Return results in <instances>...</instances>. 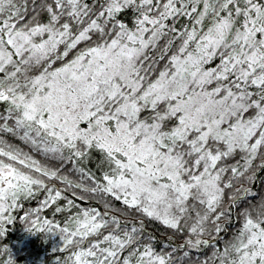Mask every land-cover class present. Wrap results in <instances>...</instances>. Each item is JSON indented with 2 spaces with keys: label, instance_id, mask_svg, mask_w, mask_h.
<instances>
[{
  "label": "snow or ice",
  "instance_id": "obj_1",
  "mask_svg": "<svg viewBox=\"0 0 264 264\" xmlns=\"http://www.w3.org/2000/svg\"><path fill=\"white\" fill-rule=\"evenodd\" d=\"M0 134V264H18L6 226L42 190L19 220L60 234L54 264H264V194L249 202L264 166V0H0ZM147 218L183 242L158 250Z\"/></svg>",
  "mask_w": 264,
  "mask_h": 264
},
{
  "label": "trees",
  "instance_id": "obj_2",
  "mask_svg": "<svg viewBox=\"0 0 264 264\" xmlns=\"http://www.w3.org/2000/svg\"><path fill=\"white\" fill-rule=\"evenodd\" d=\"M74 54L75 50H70L67 58H71V56ZM154 54L155 53L151 49L145 53V55L149 58H151ZM60 62L61 61L57 60L54 62V64L58 65ZM5 139L8 142L19 146L22 150L29 152L41 163H46L49 167H58V164L55 161L51 160V158L44 157L38 150H34L31 145L27 144L21 139L16 137L14 138L10 136V134L5 135ZM64 171L65 174L72 176L73 180H77L79 178V174L74 172L70 163L65 165ZM49 182L55 184L57 187H60L64 192V196L74 199L77 204L84 207H97L101 211H106L98 200L81 199L79 194L74 195V193L78 192L77 189H68L63 185L62 182L56 179H52ZM241 182L242 181L237 182L233 185V187H238L239 183ZM249 184L253 189H255V191L249 196V202L258 201L259 194H264V166H260L258 161L256 162L254 168V178L249 181ZM43 195L44 191L42 190L35 197L22 198L20 200V207L14 210L13 213L17 219L6 226L3 241L11 249V252L18 264H54V256L62 257V252L59 249L62 239L59 233H46L43 230L30 231L27 229L24 222L19 220V216L22 215L23 211L28 207H34L38 201L43 198ZM113 202L116 207L121 206V202L118 199H114ZM59 203H64L63 197L59 198ZM225 205H227V197L225 199ZM52 208L53 206H49V209L44 214L50 217L56 215L57 219H62L61 214H55ZM72 211H78V209L74 207ZM236 212L237 209H233L231 218L227 219L224 228L215 237L216 243L220 246L223 244L224 240L229 239L233 235V231L239 226V220L237 218ZM113 214L118 213L114 212ZM130 216H137L139 219L137 213L134 211L130 212ZM145 228L147 232H151L156 237L154 244L158 250L159 248L164 247L163 241L165 240H167L169 244L183 242L182 235L175 234L171 229L168 228V226H165L162 224V222L156 221L152 218H147L145 220ZM165 250H167V248H165ZM210 251L211 248L208 247L202 248L199 252H197L195 249H192L191 255L193 258H195L197 255L202 258Z\"/></svg>",
  "mask_w": 264,
  "mask_h": 264
},
{
  "label": "rangeland",
  "instance_id": "obj_3",
  "mask_svg": "<svg viewBox=\"0 0 264 264\" xmlns=\"http://www.w3.org/2000/svg\"><path fill=\"white\" fill-rule=\"evenodd\" d=\"M62 47H63V46H61V50H62ZM10 136H12V135L10 134ZM12 137L15 138V136H12ZM16 138H18V137H16ZM9 143H11V142H9ZM96 155H97V153H93V156H96ZM84 166L89 167V168L94 167V160L90 159L89 161H87V162L85 163ZM221 247H223V244L221 245Z\"/></svg>",
  "mask_w": 264,
  "mask_h": 264
}]
</instances>
